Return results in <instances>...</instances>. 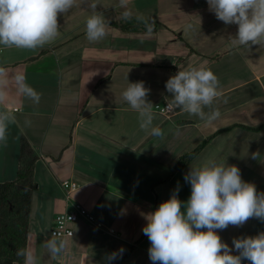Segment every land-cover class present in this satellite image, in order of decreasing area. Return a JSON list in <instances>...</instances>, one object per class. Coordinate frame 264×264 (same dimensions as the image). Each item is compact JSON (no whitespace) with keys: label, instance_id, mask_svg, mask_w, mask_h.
I'll return each instance as SVG.
<instances>
[{"label":"crops","instance_id":"1","mask_svg":"<svg viewBox=\"0 0 264 264\" xmlns=\"http://www.w3.org/2000/svg\"><path fill=\"white\" fill-rule=\"evenodd\" d=\"M96 2L110 23L108 36L99 42L86 39L92 10L78 0L79 6L59 17L60 35L53 43L36 50L0 45V68L8 81L0 111L15 116L7 147L0 146V183L16 180L21 144L27 140L37 156L28 248L38 264H109L106 257L121 248L122 255L110 264H153L142 231L144 216L177 187L178 198L186 202L191 186L185 174L208 160L238 166L242 179L264 192V47L230 48L237 26L218 20L207 0H129L128 20L119 0ZM138 15L153 22L156 31L126 29ZM187 23L194 24L193 31H185ZM200 66L220 81L214 106L221 118L208 124L178 109L156 111L157 103L171 98L166 81L179 70ZM17 74L41 94L39 103L17 94ZM138 81L150 89L161 137L142 131L138 114L122 98L128 84ZM205 141L199 155L175 171L180 158ZM254 152L259 159L251 157ZM64 180L79 184L69 201ZM72 202L86 207L98 226L77 221L74 235L65 238V252L52 260L45 244L53 238L57 216ZM262 231L264 222L252 218L218 234L233 247V238Z\"/></svg>","mask_w":264,"mask_h":264},{"label":"clouds","instance_id":"2","mask_svg":"<svg viewBox=\"0 0 264 264\" xmlns=\"http://www.w3.org/2000/svg\"><path fill=\"white\" fill-rule=\"evenodd\" d=\"M87 2L92 10L85 22V36L91 42H99L109 34L110 23L97 10L96 0ZM210 12L225 25H236L235 36L230 48L264 47V0H207ZM79 6L78 0H0V45L6 48L36 50L53 43L60 35L59 17ZM125 20L132 18L129 0H119ZM148 35L154 24L143 16ZM194 24L187 23L185 31H193ZM16 91L34 103H39L41 94L26 81L24 74L14 77ZM5 70L0 68V104L8 98ZM171 94L167 100L168 111L179 110L212 124L221 118V112L214 102L221 96L220 81L207 67H191L179 70L165 84ZM150 89L143 81L129 83L122 92L127 105L138 114L139 128L152 136H163L159 125H154L153 104L148 100ZM207 110V111H206ZM15 123L10 111H0V146L7 147L9 125ZM259 152L251 153L259 159ZM191 186L186 202L178 198L179 187L170 198L144 218L147 221L143 234L148 237L149 259L153 264H264V231L255 236L233 238L232 245L222 241L219 231L229 226L241 227L249 219L264 222V192H258L256 185L242 179L236 165L208 160L199 166H190L184 176ZM183 208V210H182ZM52 260L62 255L67 240L53 236L45 244ZM235 250L238 254H233ZM124 249L109 254L110 262L122 255ZM23 264H38L35 252L30 248L17 250Z\"/></svg>","mask_w":264,"mask_h":264},{"label":"trees","instance_id":"3","mask_svg":"<svg viewBox=\"0 0 264 264\" xmlns=\"http://www.w3.org/2000/svg\"><path fill=\"white\" fill-rule=\"evenodd\" d=\"M126 29L146 28L143 21L136 19L135 25L126 26ZM155 31L154 24L153 32ZM207 143L205 141L194 151L183 155L176 164L175 171L185 169ZM36 161L37 156L32 146L24 139L16 180L0 183V264H23V258L17 256V250L29 246L32 194L38 187L34 175Z\"/></svg>","mask_w":264,"mask_h":264},{"label":"built area","instance_id":"4","mask_svg":"<svg viewBox=\"0 0 264 264\" xmlns=\"http://www.w3.org/2000/svg\"><path fill=\"white\" fill-rule=\"evenodd\" d=\"M166 106L167 102L157 103L155 110L163 114L172 113L173 111L166 110ZM61 185L68 201L71 199L72 193L79 187V184L72 180H64ZM81 219L88 221L93 226H98V224L96 225V217L86 207L78 202H72L70 210L57 216L56 225L52 230V236H60L62 238L73 236V225Z\"/></svg>","mask_w":264,"mask_h":264}]
</instances>
